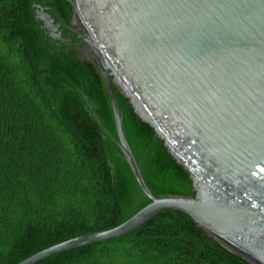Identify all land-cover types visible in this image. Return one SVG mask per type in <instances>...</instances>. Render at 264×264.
Returning a JSON list of instances; mask_svg holds the SVG:
<instances>
[{
	"label": "trees",
	"instance_id": "1",
	"mask_svg": "<svg viewBox=\"0 0 264 264\" xmlns=\"http://www.w3.org/2000/svg\"><path fill=\"white\" fill-rule=\"evenodd\" d=\"M72 23L71 0H0V264L113 228L151 200L117 144L97 60L68 26L51 35L37 7ZM123 132L157 197L195 196L193 179L112 82ZM99 118L101 124L97 121ZM35 264H253L190 214L165 208L123 235Z\"/></svg>",
	"mask_w": 264,
	"mask_h": 264
},
{
	"label": "water",
	"instance_id": "2",
	"mask_svg": "<svg viewBox=\"0 0 264 264\" xmlns=\"http://www.w3.org/2000/svg\"><path fill=\"white\" fill-rule=\"evenodd\" d=\"M71 1L72 23H55L35 4L37 17L56 38L68 26L97 60L117 144L151 201L113 228L18 264L123 235L165 208L190 214L226 248L264 264V0ZM112 82L189 172L195 196L153 194L123 132Z\"/></svg>",
	"mask_w": 264,
	"mask_h": 264
},
{
	"label": "flooded vegetation",
	"instance_id": "3",
	"mask_svg": "<svg viewBox=\"0 0 264 264\" xmlns=\"http://www.w3.org/2000/svg\"><path fill=\"white\" fill-rule=\"evenodd\" d=\"M80 43V42H79Z\"/></svg>",
	"mask_w": 264,
	"mask_h": 264
}]
</instances>
